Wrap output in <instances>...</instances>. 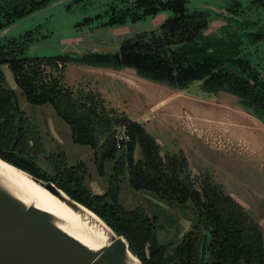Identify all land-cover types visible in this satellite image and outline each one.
<instances>
[{"label": "trees", "instance_id": "obj_1", "mask_svg": "<svg viewBox=\"0 0 264 264\" xmlns=\"http://www.w3.org/2000/svg\"><path fill=\"white\" fill-rule=\"evenodd\" d=\"M54 1L0 0V32ZM188 2L123 0L127 8H117L110 18L112 24L139 22L164 10L172 15L158 29L127 36L114 53L28 56L20 38L1 37L0 157L53 181L94 210L128 239L131 250L144 264H264V229L210 175L196 187L184 155H163L155 138L139 122L108 109L101 93L76 92L63 84L69 61L133 69L142 78L181 90L201 81L205 92L233 94L264 122V75L247 52L264 42V0L250 2L257 19L245 15L248 7L239 1L230 6L228 11L233 16L220 14L225 24L214 36L206 33L209 11H190ZM3 64L11 67L29 103L50 104L70 126L72 140L94 150L101 174L106 160L115 161L117 173L111 176L106 192L92 193L84 184L85 163L68 166L64 151L47 157L51 170L40 165L44 147L38 126L20 109L16 90L6 83ZM122 127L128 140L117 137ZM137 146L142 154L139 159L135 158ZM123 179L169 207L191 211L192 228L180 236L176 218L160 205L152 214L143 203L127 208L119 198Z\"/></svg>", "mask_w": 264, "mask_h": 264}, {"label": "rangeland", "instance_id": "obj_2", "mask_svg": "<svg viewBox=\"0 0 264 264\" xmlns=\"http://www.w3.org/2000/svg\"><path fill=\"white\" fill-rule=\"evenodd\" d=\"M122 1L76 0L58 5L13 29L8 36L9 39L20 38L28 56L114 53L127 36L158 29L161 22L172 15L171 11L164 10L139 22L112 24L110 18L117 8H127ZM237 1L244 8L248 7L245 15L257 19V11L248 0H189L188 7L190 11L202 10L205 5H211L213 10L228 9ZM207 11L211 20L206 33L214 36L225 20L219 13ZM247 52L264 75V42ZM1 68L8 87L16 90L20 109L38 126L44 147L40 165L51 170L47 157L64 151L68 166L85 163L84 184L92 193L106 192L111 186V176L117 173L115 161L106 160L101 174L94 150L72 140L70 126L50 104L29 103L17 86L11 67L3 64ZM63 84L76 92L101 93L107 108L139 122L160 144L163 155H184L196 187L201 186L204 176L210 175L264 229V122L246 110L236 96L223 90L205 92L201 81L181 90L142 78L133 69L99 67L77 61L66 64ZM124 130V127L119 129L122 136ZM141 155L137 146L135 158ZM122 176L119 173V177ZM120 186L119 198L127 208L143 203L152 214L156 205H160L176 218L180 236L192 228L191 211L169 207L151 193L133 189L127 180H121Z\"/></svg>", "mask_w": 264, "mask_h": 264}, {"label": "water", "instance_id": "obj_3", "mask_svg": "<svg viewBox=\"0 0 264 264\" xmlns=\"http://www.w3.org/2000/svg\"><path fill=\"white\" fill-rule=\"evenodd\" d=\"M73 1L76 0H56L48 4L2 30L0 38L56 6ZM203 9L233 16L226 8L213 10L211 5H205ZM0 159L68 206L88 226L106 228L111 234L101 246H91L71 233L67 229L68 222L59 215L41 208L35 201L26 200L0 170V264H144L131 250L128 239L94 210L72 198L53 181Z\"/></svg>", "mask_w": 264, "mask_h": 264}, {"label": "bare ground", "instance_id": "obj_4", "mask_svg": "<svg viewBox=\"0 0 264 264\" xmlns=\"http://www.w3.org/2000/svg\"><path fill=\"white\" fill-rule=\"evenodd\" d=\"M0 170L6 174L8 180L17 188L21 195L28 201L37 202L41 208L59 215L69 226L67 229L81 240L94 247H99L111 237L106 228L90 227L79 218L68 206L56 197L42 189L22 172L13 168L0 159Z\"/></svg>", "mask_w": 264, "mask_h": 264}, {"label": "built area", "instance_id": "obj_5", "mask_svg": "<svg viewBox=\"0 0 264 264\" xmlns=\"http://www.w3.org/2000/svg\"><path fill=\"white\" fill-rule=\"evenodd\" d=\"M125 133V132H124ZM121 135V133L119 132L118 134H117V137L119 138V140H121V139H124V140H127V139H129V137L126 135V133L124 134V136H120ZM126 137H127V139H126Z\"/></svg>", "mask_w": 264, "mask_h": 264}, {"label": "flooded vegetation", "instance_id": "obj_6", "mask_svg": "<svg viewBox=\"0 0 264 264\" xmlns=\"http://www.w3.org/2000/svg\"><path fill=\"white\" fill-rule=\"evenodd\" d=\"M248 1H249V3L251 2V0H248ZM235 2H236V1H235ZM237 2H238V1H237ZM232 5H234V4H232ZM232 5H231V6H232ZM195 82H196V81H195ZM193 84H194V83H193ZM170 87H171V86H170Z\"/></svg>", "mask_w": 264, "mask_h": 264}]
</instances>
